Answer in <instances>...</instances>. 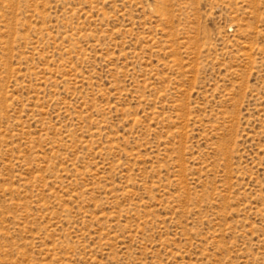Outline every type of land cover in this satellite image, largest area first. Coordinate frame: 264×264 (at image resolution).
Here are the masks:
<instances>
[{
	"label": "rangeland",
	"instance_id": "374dc122",
	"mask_svg": "<svg viewBox=\"0 0 264 264\" xmlns=\"http://www.w3.org/2000/svg\"><path fill=\"white\" fill-rule=\"evenodd\" d=\"M0 264H264V0H0Z\"/></svg>",
	"mask_w": 264,
	"mask_h": 264
}]
</instances>
